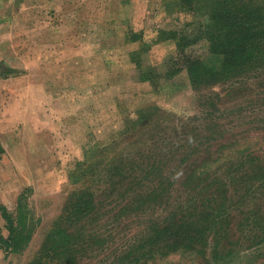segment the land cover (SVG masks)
I'll return each instance as SVG.
<instances>
[{
    "label": "rangeland",
    "instance_id": "374dc122",
    "mask_svg": "<svg viewBox=\"0 0 264 264\" xmlns=\"http://www.w3.org/2000/svg\"><path fill=\"white\" fill-rule=\"evenodd\" d=\"M191 4L0 0V196L11 199L6 209L15 226L22 215L29 236L17 252L0 248V264L34 258L69 197L90 182L105 184L113 164H158L174 178L172 168L205 160L221 169L246 164L245 172L264 164V73L233 91L221 81L194 88L179 50L204 65L219 61L199 36L213 4ZM257 193L248 200L264 211V187ZM138 227L126 216L112 228L111 249L83 264H103ZM242 246H223L218 263L209 253L171 251L139 264H264V245Z\"/></svg>",
    "mask_w": 264,
    "mask_h": 264
},
{
    "label": "trees",
    "instance_id": "16d2710c",
    "mask_svg": "<svg viewBox=\"0 0 264 264\" xmlns=\"http://www.w3.org/2000/svg\"><path fill=\"white\" fill-rule=\"evenodd\" d=\"M186 1L191 4L193 0ZM208 1L213 4L211 15L209 22L201 25L199 36L207 40L208 52L217 54L219 62L204 65L181 48L178 54L193 87L220 81L232 86L264 73V0ZM206 161L172 168L175 178L167 168L164 171L168 173L162 176L158 164H113L104 173L105 184L90 182L69 197L66 209L27 264H83L86 258H96V250L104 253L111 249L115 242L112 228L126 216L141 226L139 235L111 250L107 259L101 260L103 264H139L148 256H166L171 251L204 257L209 253L218 263L223 246L249 249L264 245V211L248 200L252 195L257 198V189L264 187V164H250L251 171L245 172L246 164H227L221 169ZM134 173L136 179L126 178ZM149 175L158 178L151 180ZM146 177L149 184L141 183ZM253 183L258 185L256 190ZM151 210L161 213L156 218ZM235 211L239 215L233 218ZM0 212L8 231L4 236L0 229V248L17 252L29 240L20 228L22 215L18 219L21 225L15 226L13 214L4 205Z\"/></svg>",
    "mask_w": 264,
    "mask_h": 264
},
{
    "label": "crops",
    "instance_id": "0c3cea01",
    "mask_svg": "<svg viewBox=\"0 0 264 264\" xmlns=\"http://www.w3.org/2000/svg\"><path fill=\"white\" fill-rule=\"evenodd\" d=\"M3 159V160H0V164L4 161L5 162V157H0V159ZM11 203V199L10 200H4V198L2 196H0V204H3L4 206L5 205H8ZM6 207V206H5ZM0 219H2V217L0 216ZM3 220V219H2ZM1 227V226H0ZM3 227V226H2Z\"/></svg>",
    "mask_w": 264,
    "mask_h": 264
}]
</instances>
